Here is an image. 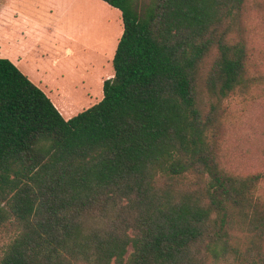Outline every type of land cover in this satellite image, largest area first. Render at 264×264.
<instances>
[{"label": "trees", "instance_id": "trees-1", "mask_svg": "<svg viewBox=\"0 0 264 264\" xmlns=\"http://www.w3.org/2000/svg\"><path fill=\"white\" fill-rule=\"evenodd\" d=\"M103 1L122 19L114 73L74 116L0 57V264H264V173L218 160L247 0Z\"/></svg>", "mask_w": 264, "mask_h": 264}, {"label": "rangeland", "instance_id": "rangeland-1", "mask_svg": "<svg viewBox=\"0 0 264 264\" xmlns=\"http://www.w3.org/2000/svg\"><path fill=\"white\" fill-rule=\"evenodd\" d=\"M121 33L120 11L103 0H0V57L19 58L63 117L102 98ZM232 37L246 45L248 81L220 103L218 160L234 175L263 174L264 0L246 1ZM256 195L264 204V177ZM4 223L0 255L13 234Z\"/></svg>", "mask_w": 264, "mask_h": 264}, {"label": "crops", "instance_id": "crops-1", "mask_svg": "<svg viewBox=\"0 0 264 264\" xmlns=\"http://www.w3.org/2000/svg\"><path fill=\"white\" fill-rule=\"evenodd\" d=\"M9 60H11L18 68L20 67V64H19V61H20V59L19 58H17L16 56H8L7 57ZM20 71H22L26 76L28 75L29 76V74L26 72V71H24V70H22V69H20ZM27 76V77H28ZM29 78V77H28ZM31 78V77H30ZM42 85V83L39 81V86L40 87H42L41 86ZM56 91V94L57 95H60L59 93H57L58 92V89H56L55 90ZM59 104V103H58ZM56 105V104H55ZM60 107H61V105H59ZM56 108H57V106H56ZM57 109H59V108H57ZM60 110V109H59ZM60 113H61V110L59 111ZM63 115V114H62ZM65 117V119H68L69 117H70V114H67V115H65L64 116Z\"/></svg>", "mask_w": 264, "mask_h": 264}]
</instances>
